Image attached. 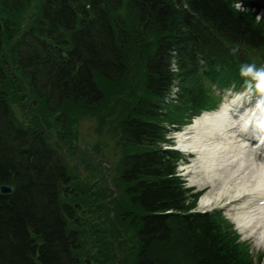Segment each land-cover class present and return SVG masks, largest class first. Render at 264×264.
Wrapping results in <instances>:
<instances>
[{
	"label": "trees",
	"instance_id": "1",
	"mask_svg": "<svg viewBox=\"0 0 264 264\" xmlns=\"http://www.w3.org/2000/svg\"><path fill=\"white\" fill-rule=\"evenodd\" d=\"M34 2L0 1V186L14 187L12 194H0V264H84L77 253L79 233L67 229V217L74 218V207L81 203L62 201L73 193L64 161L44 131L22 130L8 95L16 94L14 101L29 98L49 117L74 105L82 110L78 117L95 116L93 109L107 98L100 80L119 83L134 70H144L145 90L157 99L155 105L141 101L131 111L135 118H126L124 110L137 95L132 82L133 98L118 94L116 101L122 108L118 119L125 116L124 136L138 149L122 170L137 211L131 212L138 229L135 264H254L221 218L188 213L194 202L175 177V155L155 144L161 137L156 125L172 122L171 115L178 113L176 105L167 107L166 115L159 112L176 77L180 109L189 104L196 109L205 77L221 87L240 86L241 65L252 57L264 59V21L247 10L253 3L45 0L37 22L25 26L18 14ZM215 52L209 65L201 66L204 55ZM174 55L177 73L170 68ZM11 64L21 72L15 81L9 76ZM200 67L203 72L195 75ZM6 80L13 89L1 86ZM204 97L209 103L207 92Z\"/></svg>",
	"mask_w": 264,
	"mask_h": 264
},
{
	"label": "bare ground",
	"instance_id": "2",
	"mask_svg": "<svg viewBox=\"0 0 264 264\" xmlns=\"http://www.w3.org/2000/svg\"><path fill=\"white\" fill-rule=\"evenodd\" d=\"M214 54L218 52L205 54L201 66L209 65L208 58ZM151 103L155 105L157 101ZM250 124L256 126L247 130ZM250 131L255 134L251 138ZM262 132L264 107L242 110L240 103L235 101L196 119L178 135V147L197 154L186 167L185 175L191 183L212 187L202 196L200 204L209 206L222 197H226L230 207L236 205L232 204L235 201L241 202L233 216L234 221L246 237H256L264 243V206L259 203L264 198V162L255 158L251 143L253 138L259 140ZM70 140V136L61 135L58 141ZM261 142L264 149V135ZM78 259L83 261L81 256Z\"/></svg>",
	"mask_w": 264,
	"mask_h": 264
},
{
	"label": "rangeland",
	"instance_id": "3",
	"mask_svg": "<svg viewBox=\"0 0 264 264\" xmlns=\"http://www.w3.org/2000/svg\"><path fill=\"white\" fill-rule=\"evenodd\" d=\"M261 2L264 3V0H261ZM26 13H27L26 11L23 14L21 13L22 14V15H20L21 19H24L26 17ZM124 15L125 14H123V16ZM143 71L144 70H142L140 73L137 74L136 71L134 70L127 77H126V75H127L126 74L123 77V79H121L122 81L120 80L121 82H119V83H109V82L100 80V83H102L104 90L107 93L105 105H107V106L110 105V108L111 107L113 108L112 110L108 111V113L113 115L115 113V111L117 110V107L118 108L120 107L116 103V101H117L116 97L118 96V94L119 95L121 94L123 96L125 94V96H128V97L134 96V93H135L134 91L129 92V88H130L129 86L132 82L135 86V91L138 93V95L142 94L144 101L145 100H155V99H148L147 96L145 95V90H144L145 77L143 75ZM9 73H10L9 76H12V79L15 81V79L18 78L16 76H18V74L21 72L19 71L18 66H15V64H11ZM12 79L10 81H12ZM1 86L4 89H7L8 87L13 89V86L8 83V80H6ZM26 87L27 86L23 85L24 90L26 89ZM23 89H20L21 93H24ZM121 90H123V91H121ZM9 93H10V91H9ZM225 94L228 95V97H230V98L232 97L233 99H238V97H239L238 92H227ZM254 94H256V93H254ZM8 96H9V102H11V104H12V108H16L14 115L16 117H21V119L19 120V123H21V126H27L28 131L30 133H32L33 130H35V129H39L41 131H44L45 133H50V131L48 132V130L53 129V127H55L58 123L62 124L66 121L64 118H62L60 120L58 118H52V117H48V118L46 117V119H42L41 114L44 113V112H42L43 106L39 105V104L34 105V106L29 105L28 111L25 114L23 112V107H21V105H20L21 103H25L23 100L21 101L22 96L19 99H17L16 101H14L16 94L10 93ZM258 98L259 97L256 96V99H258ZM132 104L135 105V102L132 101ZM70 110L73 111V117L77 123V125L73 127L74 128V134L76 135V138H74L73 141L71 142L75 145L74 150L77 151V150L81 149V147L85 144V140H87L88 146L90 148L98 149L97 148L98 146H99V149L104 148V150L101 151V155H103V154L106 155L108 153L109 155L103 156V157H106L107 160L110 159L112 161V165H110V168H109L110 172L108 171V175H110V173H111V175L113 177L115 176L117 178L119 165H120L121 160L124 157L122 146L120 145V143H118V141H119V125H118V123L113 122L106 129L105 128L106 126L101 127L99 125V123H101V121H102L101 116L97 117L95 119L96 121L95 120H89V119L79 120L78 115H81L80 113H82V110L80 109V107L76 106V107L71 108ZM124 111H125L124 115H126L127 112H126V110H124ZM103 114L104 113H102V115ZM39 119H41V120H39ZM31 128H34V129L31 130ZM99 136H103V137L100 138ZM47 137L49 139V144L59 153L60 152L59 145L55 142H52L51 138L49 136H47ZM134 151H135V149H134ZM134 151H133V153H134ZM95 153H97V152H95ZM70 169H71V171H74L73 167H70ZM79 173L85 174L88 179L91 178L90 177L91 172L89 170L88 171L87 170H83V171L80 170ZM92 185H93V183H92ZM103 185H104L103 181L98 182L97 184L92 186V191L93 192L96 191L99 187H101ZM188 186H190L189 183L187 184V187ZM115 187H116V189H118L116 185H115ZM198 189H201V187L199 186L198 188H195L194 190L199 191ZM102 199H103V201H105V198H102ZM224 212L227 213L226 211H224ZM231 213L234 214V211ZM113 219L115 220V226L117 228H119V231H120V235H116L117 239H119L118 241L120 243V246L118 245V247H119L120 251L118 252V247H117L116 253L118 255L120 254V255L124 256L120 260V262H122L123 264H131V262H133V260L136 258L135 249L133 248L135 246V240L136 239H135L134 227L131 224L132 218L130 217L129 213L122 214L121 212L118 211ZM102 227H101V229H102ZM116 232H118V231H116ZM117 239L112 237L111 241L109 242L110 247L108 249L112 248V252H113V250H115L114 244L117 243ZM242 239L246 240V238L244 237L243 234H242ZM91 241L92 242H87V243H91L92 246H96L98 248L99 243L102 241V239L100 237V232L97 233V235L92 234L91 235ZM248 242L251 244V248L253 250L254 255L257 256L259 253L264 252L263 244H259L258 241H256V239L251 238V239H249Z\"/></svg>",
	"mask_w": 264,
	"mask_h": 264
},
{
	"label": "clouds",
	"instance_id": "4",
	"mask_svg": "<svg viewBox=\"0 0 264 264\" xmlns=\"http://www.w3.org/2000/svg\"><path fill=\"white\" fill-rule=\"evenodd\" d=\"M240 75L246 78L244 83L249 90L255 89L264 94V66L243 64L240 67Z\"/></svg>",
	"mask_w": 264,
	"mask_h": 264
},
{
	"label": "water",
	"instance_id": "5",
	"mask_svg": "<svg viewBox=\"0 0 264 264\" xmlns=\"http://www.w3.org/2000/svg\"><path fill=\"white\" fill-rule=\"evenodd\" d=\"M12 191H13L12 187H7V186H1L0 187L1 193H11Z\"/></svg>",
	"mask_w": 264,
	"mask_h": 264
},
{
	"label": "snow or ice",
	"instance_id": "6",
	"mask_svg": "<svg viewBox=\"0 0 264 264\" xmlns=\"http://www.w3.org/2000/svg\"><path fill=\"white\" fill-rule=\"evenodd\" d=\"M255 134L253 132H249V138L253 137Z\"/></svg>",
	"mask_w": 264,
	"mask_h": 264
}]
</instances>
